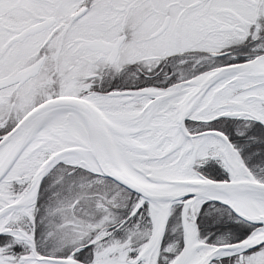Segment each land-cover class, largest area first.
Here are the masks:
<instances>
[{
	"label": "snow or ice",
	"instance_id": "snow-or-ice-1",
	"mask_svg": "<svg viewBox=\"0 0 264 264\" xmlns=\"http://www.w3.org/2000/svg\"><path fill=\"white\" fill-rule=\"evenodd\" d=\"M0 264H264V0H0Z\"/></svg>",
	"mask_w": 264,
	"mask_h": 264
}]
</instances>
